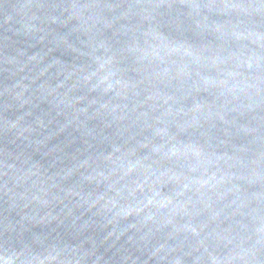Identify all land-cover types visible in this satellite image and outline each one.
Listing matches in <instances>:
<instances>
[{"label": "water", "instance_id": "95a60500", "mask_svg": "<svg viewBox=\"0 0 264 264\" xmlns=\"http://www.w3.org/2000/svg\"><path fill=\"white\" fill-rule=\"evenodd\" d=\"M0 264H264V0H0Z\"/></svg>", "mask_w": 264, "mask_h": 264}]
</instances>
